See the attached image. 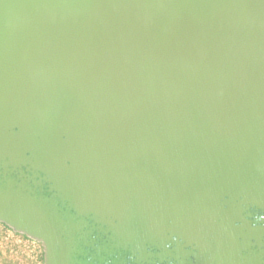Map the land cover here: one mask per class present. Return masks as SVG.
Returning <instances> with one entry per match:
<instances>
[{
  "label": "water",
  "instance_id": "water-1",
  "mask_svg": "<svg viewBox=\"0 0 264 264\" xmlns=\"http://www.w3.org/2000/svg\"><path fill=\"white\" fill-rule=\"evenodd\" d=\"M0 223L44 264H264V0H0Z\"/></svg>",
  "mask_w": 264,
  "mask_h": 264
},
{
  "label": "rangeland",
  "instance_id": "rangeland-1",
  "mask_svg": "<svg viewBox=\"0 0 264 264\" xmlns=\"http://www.w3.org/2000/svg\"><path fill=\"white\" fill-rule=\"evenodd\" d=\"M0 264H44L43 246L0 223Z\"/></svg>",
  "mask_w": 264,
  "mask_h": 264
}]
</instances>
